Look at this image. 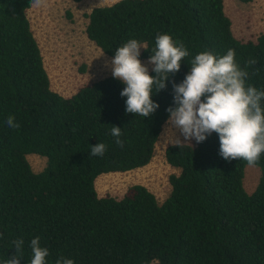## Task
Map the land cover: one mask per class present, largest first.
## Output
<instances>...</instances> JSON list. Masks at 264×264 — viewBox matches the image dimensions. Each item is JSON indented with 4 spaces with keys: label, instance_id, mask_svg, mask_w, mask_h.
<instances>
[{
    "label": "trees",
    "instance_id": "16d2710c",
    "mask_svg": "<svg viewBox=\"0 0 264 264\" xmlns=\"http://www.w3.org/2000/svg\"><path fill=\"white\" fill-rule=\"evenodd\" d=\"M31 5L0 0V264L15 253L16 239L24 240L21 264H30L37 236L49 250L47 264L61 256L75 264H264V153L250 194L243 186L247 162L223 159L215 132L201 143L166 147L165 159L179 173L169 177L161 204L143 185L121 198L100 197L94 185L102 173L149 163L174 106L173 82L184 79L196 54L233 49L248 72L246 85L264 90V29L255 41L237 39L224 0H117L93 8L85 33L109 57L136 39L146 46L140 58L149 59L158 34L189 51L167 87L153 89L160 107L145 118L126 113L125 85L113 76L69 97L53 91L26 15ZM250 59L257 63L248 65ZM10 115L18 129L7 126ZM113 126L121 128L122 148ZM97 143L107 146L103 156L91 155ZM32 153L47 159L39 172L26 158Z\"/></svg>",
    "mask_w": 264,
    "mask_h": 264
},
{
    "label": "clouds",
    "instance_id": "9594fccd",
    "mask_svg": "<svg viewBox=\"0 0 264 264\" xmlns=\"http://www.w3.org/2000/svg\"><path fill=\"white\" fill-rule=\"evenodd\" d=\"M34 7L45 5V0H32ZM141 48L146 46L136 39L128 40L116 49L110 61L114 79L120 80L125 87L120 95L126 97V113L150 117L160 107L153 101L155 93L167 87L170 75L181 69L182 60L189 56V51L180 41H175L169 34H158L155 48L148 63L149 68L140 59ZM248 65L257 63L250 59ZM190 70L180 83L173 82V105L167 123L179 131L185 141L204 142L215 132L219 137V155L227 160L243 159L248 166L254 167L264 153V90L246 85L248 72L240 68L235 61V51L229 49L225 55L217 56L210 51H203L191 59ZM9 128L18 129L20 124L14 116H8ZM111 135L115 143L123 147L120 139L121 128L113 126ZM181 140L176 138V144ZM107 150L104 143L91 147L92 156H103ZM15 253L4 264H21L23 239L12 241ZM32 258L30 264H47L50 253L42 247L40 237L30 241ZM55 264H75L68 257H58Z\"/></svg>",
    "mask_w": 264,
    "mask_h": 264
},
{
    "label": "rangeland",
    "instance_id": "374dc122",
    "mask_svg": "<svg viewBox=\"0 0 264 264\" xmlns=\"http://www.w3.org/2000/svg\"><path fill=\"white\" fill-rule=\"evenodd\" d=\"M117 0H45V5L28 8L26 15L31 30L41 50L45 70L53 91L69 97L80 87L91 84L107 76H112V57L104 54L85 33L86 14L98 6L110 5ZM225 14L231 20L234 36L241 41H255L264 29V0L242 3L238 0H224ZM141 48L140 51H142ZM141 59V58H140ZM149 59H141L149 71L154 65ZM168 121V120H167ZM164 123L156 142L153 156L148 164L124 172L100 174L94 182L98 196L121 198L133 185L145 186L161 204L170 194L169 177L178 174L179 169L165 159V149L176 143L195 144V140L185 141L179 131ZM26 158L34 172L46 165V157L28 154ZM243 186L247 193L256 188L260 169L246 165Z\"/></svg>",
    "mask_w": 264,
    "mask_h": 264
}]
</instances>
